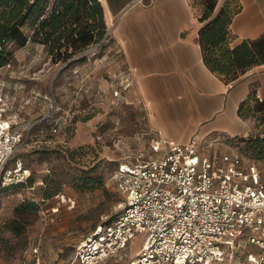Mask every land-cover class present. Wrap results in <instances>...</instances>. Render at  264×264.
Wrapping results in <instances>:
<instances>
[{"label": "rangeland", "instance_id": "374dc122", "mask_svg": "<svg viewBox=\"0 0 264 264\" xmlns=\"http://www.w3.org/2000/svg\"><path fill=\"white\" fill-rule=\"evenodd\" d=\"M96 44L82 61L69 64L72 59L54 61L43 43L29 39L24 46L11 44L13 58L0 66V85L19 120L15 126L24 131L13 159H22L34 177L33 185L0 194V264H81L78 244L122 209L113 171L121 162L152 156L150 140L158 130L150 127L131 69L110 41ZM257 105L242 108L248 126L231 143L263 165L257 148L249 146L261 138L264 143V112ZM61 115L59 130L52 131L49 119ZM42 117L48 118L44 132L34 124ZM44 189L58 192L46 198ZM26 200L37 201L38 211L17 214ZM15 216L26 223L18 235L7 227ZM142 241L132 237L126 250L94 264H131ZM256 250L241 242L232 258L210 264H252L249 255Z\"/></svg>", "mask_w": 264, "mask_h": 264}, {"label": "built area", "instance_id": "2783aa9c", "mask_svg": "<svg viewBox=\"0 0 264 264\" xmlns=\"http://www.w3.org/2000/svg\"><path fill=\"white\" fill-rule=\"evenodd\" d=\"M109 35L107 28L103 40ZM11 107L0 85V187L25 184L31 174L30 167L13 159L24 131L13 125ZM62 117L49 119L52 131L59 130ZM150 149V158L121 162L113 171L122 209L78 244L80 263L94 264L118 254L140 235L136 264H210L232 258L241 242L256 246L249 255L252 264H264V179L259 163L236 146L204 154L196 135L181 142L159 134L151 138ZM33 252L36 255L38 247Z\"/></svg>", "mask_w": 264, "mask_h": 264}, {"label": "crops", "instance_id": "0c3cea01", "mask_svg": "<svg viewBox=\"0 0 264 264\" xmlns=\"http://www.w3.org/2000/svg\"><path fill=\"white\" fill-rule=\"evenodd\" d=\"M101 1L110 35L94 48L108 40L121 52L150 127L158 130L154 136L186 142L196 135L204 154L234 148L231 139L248 126L239 114L241 103L252 92L264 100V63L232 81L216 74L204 60L200 30L209 20H201L203 5L196 0ZM224 1L219 0L214 14ZM239 3L231 24L237 42L263 34L264 0ZM11 121L19 123L13 113ZM259 165L264 179V164Z\"/></svg>", "mask_w": 264, "mask_h": 264}, {"label": "trees", "instance_id": "16d2710c", "mask_svg": "<svg viewBox=\"0 0 264 264\" xmlns=\"http://www.w3.org/2000/svg\"><path fill=\"white\" fill-rule=\"evenodd\" d=\"M196 1L203 5L201 20H209L200 30L204 60L216 74L232 81L264 63V33L237 42L238 36L232 30L233 18L241 10L239 0H225L216 14L219 0ZM107 28L101 0H0V66L8 64L13 58L11 44L24 46L29 39L43 43L54 61L72 59L69 64L82 61L88 56L82 53L101 42ZM255 104L260 107L259 111L264 112V100L252 92L241 103L239 114H242V108H255ZM42 123L38 125L39 130L43 127ZM262 141L263 138L253 141L249 146L253 150L257 148L260 157L264 158ZM14 160L24 163L20 158ZM33 182L34 177L30 174L27 183L0 187V194L18 186L33 185ZM57 192L58 189H44L46 198ZM38 209L37 201L26 200L17 205L16 212L31 214ZM116 216L112 214L105 223L111 222ZM25 226V221L18 216L7 222V227L17 235L22 233Z\"/></svg>", "mask_w": 264, "mask_h": 264}, {"label": "bare ground", "instance_id": "6f19581e", "mask_svg": "<svg viewBox=\"0 0 264 264\" xmlns=\"http://www.w3.org/2000/svg\"><path fill=\"white\" fill-rule=\"evenodd\" d=\"M134 263H135V264L137 263L136 260H134Z\"/></svg>", "mask_w": 264, "mask_h": 264}]
</instances>
